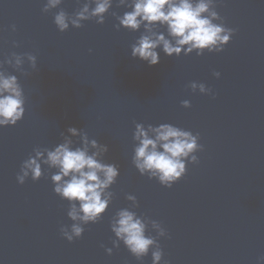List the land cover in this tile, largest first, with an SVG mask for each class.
<instances>
[{"label": "water", "instance_id": "1", "mask_svg": "<svg viewBox=\"0 0 264 264\" xmlns=\"http://www.w3.org/2000/svg\"><path fill=\"white\" fill-rule=\"evenodd\" d=\"M88 2L63 0L44 13L46 0H0V61L9 56L15 66L12 52L37 57L35 70L26 57L22 65L0 67L17 76L26 97L23 118L0 127V264H153L156 245L139 260L122 242L113 248L111 221L125 208L156 237L160 264H258L264 256V0H217L221 19L214 22L235 30L223 51L178 57L161 51L154 66L130 54L143 29L114 27L111 12L130 10L117 8L118 0L104 24L57 29V11L74 16ZM191 82L213 94L193 92ZM135 123L198 133L199 163L186 162V174L171 188L141 176L131 163ZM68 127L107 144L104 160L120 173L101 221L84 225L71 243L59 231L72 221L68 202L53 191L55 170L45 168L40 180L29 177L23 185L16 179L33 148H53ZM152 221L168 235L159 236Z\"/></svg>", "mask_w": 264, "mask_h": 264}, {"label": "clouds", "instance_id": "2", "mask_svg": "<svg viewBox=\"0 0 264 264\" xmlns=\"http://www.w3.org/2000/svg\"><path fill=\"white\" fill-rule=\"evenodd\" d=\"M62 3L63 0H46L42 11L47 13L59 8ZM215 5L217 0H118L117 8L130 10L123 15L113 11L111 15L118 21L114 25L117 30L122 27L139 32L143 29L131 45L130 54L154 66L160 62L161 51L168 57L193 52L197 56L205 52H222L235 30L225 27L224 23L214 22L221 19ZM112 6L113 0H89L74 16L60 9L54 14L53 22L60 32L68 30L70 24L81 28L84 21L95 20L97 24H104ZM12 30L15 31V25H12ZM13 46L19 45L14 41ZM10 55L15 58V66L22 65L26 57L33 70L37 67V57L31 53L12 52ZM5 64L15 67L9 56L0 61V67ZM20 71L22 75H28L24 69ZM213 75L220 77L218 71H214ZM189 87L193 92L198 89L201 94H213L204 83L191 82ZM25 102L17 76L0 71V127L15 126L25 114ZM181 103L185 108L191 106L188 100ZM66 133L79 137V141H74ZM66 133H60L62 142L51 149L34 147L27 159L22 161L16 179L23 185L29 177L34 182L40 180L45 168L55 170L50 176L53 191L61 200L68 202L67 217L72 221L70 225H62L59 231L71 243L82 236L84 225L101 221L113 196L109 189L120 173L116 163L104 160L109 151L107 144L90 139L83 129L76 127H68ZM132 137L137 142L131 157L132 165L141 176L156 179L168 188L186 174V162L199 163L195 153L203 150V145L198 143V133L194 135L190 130L171 123L155 126L135 123ZM126 198L132 200L134 206H139L134 195L127 194ZM152 225L159 229V236L168 235L158 222L152 221ZM110 230L115 237L113 248H119L122 242L139 260L148 255L151 246L156 245L151 252L153 264L162 261L164 253L160 244L156 237L146 235V223L135 212L126 208L119 210L111 221ZM113 248H105L108 255L112 254ZM258 264H264V256L258 258Z\"/></svg>", "mask_w": 264, "mask_h": 264}]
</instances>
